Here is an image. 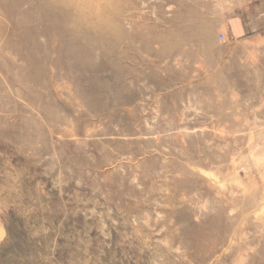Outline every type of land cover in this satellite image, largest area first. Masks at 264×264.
I'll use <instances>...</instances> for the list:
<instances>
[{
    "label": "rangeland",
    "instance_id": "rangeland-1",
    "mask_svg": "<svg viewBox=\"0 0 264 264\" xmlns=\"http://www.w3.org/2000/svg\"><path fill=\"white\" fill-rule=\"evenodd\" d=\"M0 264H264V0H0Z\"/></svg>",
    "mask_w": 264,
    "mask_h": 264
},
{
    "label": "crops",
    "instance_id": "crops-1",
    "mask_svg": "<svg viewBox=\"0 0 264 264\" xmlns=\"http://www.w3.org/2000/svg\"><path fill=\"white\" fill-rule=\"evenodd\" d=\"M237 27L240 29L241 34L245 35L247 33V26L244 23H238Z\"/></svg>",
    "mask_w": 264,
    "mask_h": 264
},
{
    "label": "built area",
    "instance_id": "built-area-1",
    "mask_svg": "<svg viewBox=\"0 0 264 264\" xmlns=\"http://www.w3.org/2000/svg\"><path fill=\"white\" fill-rule=\"evenodd\" d=\"M222 39H223V36H222Z\"/></svg>",
    "mask_w": 264,
    "mask_h": 264
},
{
    "label": "bare ground",
    "instance_id": "bare-ground-1",
    "mask_svg": "<svg viewBox=\"0 0 264 264\" xmlns=\"http://www.w3.org/2000/svg\"><path fill=\"white\" fill-rule=\"evenodd\" d=\"M73 59V58H72ZM75 59V58H74Z\"/></svg>",
    "mask_w": 264,
    "mask_h": 264
}]
</instances>
